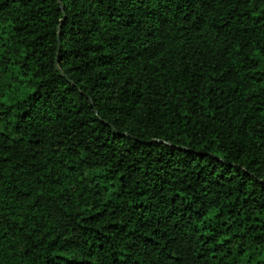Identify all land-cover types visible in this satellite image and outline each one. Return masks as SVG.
Wrapping results in <instances>:
<instances>
[{"label":"trees","instance_id":"obj_1","mask_svg":"<svg viewBox=\"0 0 264 264\" xmlns=\"http://www.w3.org/2000/svg\"><path fill=\"white\" fill-rule=\"evenodd\" d=\"M0 264H264V0H0Z\"/></svg>","mask_w":264,"mask_h":264},{"label":"water","instance_id":"obj_2","mask_svg":"<svg viewBox=\"0 0 264 264\" xmlns=\"http://www.w3.org/2000/svg\"><path fill=\"white\" fill-rule=\"evenodd\" d=\"M59 41H60V35H59ZM57 69L60 70V67H59L58 64H57ZM64 75H65V74H64ZM65 77H67V76L65 75Z\"/></svg>","mask_w":264,"mask_h":264}]
</instances>
